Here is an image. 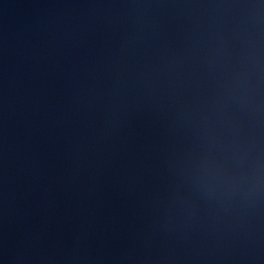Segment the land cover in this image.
Returning a JSON list of instances; mask_svg holds the SVG:
<instances>
[{"label":"water","instance_id":"obj_1","mask_svg":"<svg viewBox=\"0 0 264 264\" xmlns=\"http://www.w3.org/2000/svg\"><path fill=\"white\" fill-rule=\"evenodd\" d=\"M0 264H264V0H0Z\"/></svg>","mask_w":264,"mask_h":264}]
</instances>
